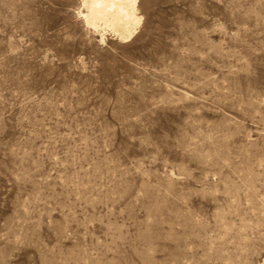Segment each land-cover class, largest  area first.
<instances>
[{
  "label": "rangeland",
  "instance_id": "rangeland-1",
  "mask_svg": "<svg viewBox=\"0 0 264 264\" xmlns=\"http://www.w3.org/2000/svg\"><path fill=\"white\" fill-rule=\"evenodd\" d=\"M81 4L0 0V264H264V0Z\"/></svg>",
  "mask_w": 264,
  "mask_h": 264
},
{
  "label": "bare ground",
  "instance_id": "bare-ground-1",
  "mask_svg": "<svg viewBox=\"0 0 264 264\" xmlns=\"http://www.w3.org/2000/svg\"><path fill=\"white\" fill-rule=\"evenodd\" d=\"M82 2L84 8L85 0ZM87 3L85 12H81L86 24L110 28L123 39L133 36L141 20L137 14L138 0H87Z\"/></svg>",
  "mask_w": 264,
  "mask_h": 264
},
{
  "label": "snow or ice",
  "instance_id": "snow-or-ice-1",
  "mask_svg": "<svg viewBox=\"0 0 264 264\" xmlns=\"http://www.w3.org/2000/svg\"><path fill=\"white\" fill-rule=\"evenodd\" d=\"M87 7H88V3H87V0H85L84 8H87Z\"/></svg>",
  "mask_w": 264,
  "mask_h": 264
}]
</instances>
